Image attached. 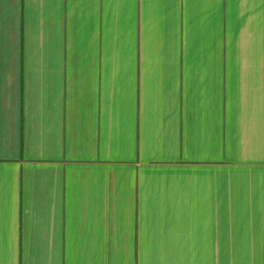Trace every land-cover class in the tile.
Instances as JSON below:
<instances>
[{
	"label": "crops",
	"instance_id": "0c3cea01",
	"mask_svg": "<svg viewBox=\"0 0 264 264\" xmlns=\"http://www.w3.org/2000/svg\"><path fill=\"white\" fill-rule=\"evenodd\" d=\"M260 8L0 0V264H264V101L227 102L264 60L225 57Z\"/></svg>",
	"mask_w": 264,
	"mask_h": 264
},
{
	"label": "rangeland",
	"instance_id": "374dc122",
	"mask_svg": "<svg viewBox=\"0 0 264 264\" xmlns=\"http://www.w3.org/2000/svg\"><path fill=\"white\" fill-rule=\"evenodd\" d=\"M232 6V7H231ZM238 4L230 5V10L238 11ZM255 10V5H254ZM234 22V20H230ZM248 25L243 24L240 29L243 32V38H239L235 41V35L231 32L228 33V46L225 57L227 59L238 60H264V9L259 10V14H253V18L248 20ZM247 25V26H245ZM236 42V43H235ZM221 57L223 54L221 53ZM249 62V61H248ZM227 87H228V107L238 108L245 107L250 103L254 102V105H257V102H263V99H252L250 97L255 92H261L260 96L264 97V67H234L228 68L227 73ZM251 105V103H250ZM232 113V111H231ZM242 113V112H241ZM260 113V112H259ZM258 117V111L254 110L253 115ZM261 114V113H260ZM230 115V113H229ZM245 114H236L232 115V119L237 121H242L241 117ZM151 252V255L147 253L148 256H153V244L148 249ZM146 257V264H154L153 258ZM143 262V260H142Z\"/></svg>",
	"mask_w": 264,
	"mask_h": 264
}]
</instances>
